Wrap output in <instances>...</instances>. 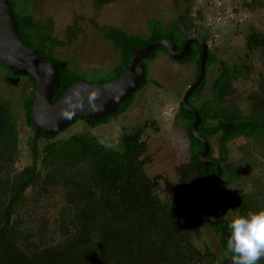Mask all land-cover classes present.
<instances>
[{
    "label": "trees",
    "instance_id": "1",
    "mask_svg": "<svg viewBox=\"0 0 264 264\" xmlns=\"http://www.w3.org/2000/svg\"><path fill=\"white\" fill-rule=\"evenodd\" d=\"M14 9L18 31L23 42L50 59L59 68L61 85L54 96L56 102L73 83H107L119 77L127 68L132 52L152 41L171 39L182 49L192 35H208L199 32L189 34L197 22L191 15L192 0H183L185 7L168 29L162 23H152L150 34H129L123 29L108 26L104 36L120 55V62L110 71H96L100 77L89 80V71L72 69L68 59H59L51 53L57 46L70 44L77 36L74 27L68 28L67 40L53 35V20L37 22L25 9L16 11L17 0H9ZM117 0H98L109 4ZM248 10L263 5L262 0H242ZM202 19L200 12L195 15ZM209 46L206 68L219 62V74L210 86L211 97L202 100L207 85L206 75L189 98L190 104L200 114L199 132L210 143L208 158L222 167V176L216 188L229 201V208L241 215L264 209V71L258 91L250 97V106L244 111L229 100L234 92V81L245 76L249 67L245 60L233 64L218 59ZM248 52L264 54V31L253 29L246 35ZM202 47L193 42L191 52L180 63L195 62L200 74ZM167 53L164 46L157 47L142 64L146 76L139 90L147 84L148 64L159 53ZM170 55V54H169ZM247 55V54H246ZM2 71L25 79L29 92L24 96L22 108L26 123L32 129L30 146L33 162L18 165L20 136L13 101L0 95V264H215L218 255L209 248L201 249L195 243L192 223L200 224L203 214L202 191L207 188L213 211L209 217L223 210L225 201L215 197L209 189L217 175V167L204 166L199 154L204 149L192 132L195 116L186 112L180 104L177 118L185 122L192 155L188 162L177 167V183L166 179L169 199L162 200L156 179L150 177L145 164L147 144L141 139L140 127L124 132L121 149L106 148L90 130L74 134L67 139H56L38 129L31 116L35 99V79L28 72L9 69L0 61ZM94 73V72H93ZM108 73V74H107ZM194 80V81H195ZM123 102L119 109L101 119L79 118L87 121L90 129L119 116L131 105L134 95ZM45 140L42 149L39 142ZM236 145L239 156L231 157L230 144ZM215 145L219 156L215 157ZM229 187H233L227 190ZM33 189L32 194H27ZM60 194V207L56 217L43 212L44 200ZM42 210V211H40ZM228 223L215 226L222 236L229 233ZM197 232V231H196ZM227 252V251H226ZM231 260L227 252L220 264ZM261 264H264L262 258Z\"/></svg>",
    "mask_w": 264,
    "mask_h": 264
},
{
    "label": "rangeland",
    "instance_id": "2",
    "mask_svg": "<svg viewBox=\"0 0 264 264\" xmlns=\"http://www.w3.org/2000/svg\"><path fill=\"white\" fill-rule=\"evenodd\" d=\"M262 1L263 5L254 10L246 9L242 0H204L202 3L192 0L190 4L191 15L197 24L188 33L208 35V44L213 45L212 50L218 59L230 64L245 60L249 67L250 71L245 76L234 81V92L229 97V100L236 102L244 111L250 106L249 97L258 91L264 71V54L258 51L248 52L245 47L246 35L251 30L264 31V0ZM183 7V0H117L103 5L98 0H17L15 4L17 12L25 9L37 22L44 23L52 19L53 35L59 39L67 40L69 27L76 29L77 36L70 44L54 47L50 51L59 59H68L72 69L89 71V80L100 77L97 70L110 71L120 62V55L104 36L106 27L115 26L129 34L147 35L151 32L153 22H160L170 29ZM198 12L202 14L201 20L195 18ZM219 12L223 15V21L208 27L207 17ZM196 67L195 62L184 64L167 53H159L148 64V84L136 92L125 112L92 129L86 120L78 119L61 131L56 139H67L90 130L106 148L119 150L122 134L140 127L143 130L141 139L147 144L146 156L150 158L145 164L147 173L150 177L161 175V178L156 179L157 189L162 200L167 201L169 194L166 191V179L177 183V167L188 162L192 155L186 124L177 115L181 114L179 109L182 99L195 80ZM218 74L219 62L206 68L207 85L203 90L202 100L211 97L210 86ZM24 82L25 79L2 71L0 95L13 101L20 136V167L33 162L30 146L33 131L26 123L22 108L23 98L29 92ZM241 142L238 140L235 144H230V155L234 159L239 156L236 145ZM45 143V140L39 142L41 149ZM214 156H219L216 145ZM32 192L33 189H29L27 194L30 196ZM201 200L203 214L200 224L197 227L192 223L196 233L195 243L203 250L209 248L214 251L218 255L215 264H220L227 252L222 245L221 234L215 231L209 219L213 208L207 188L202 191ZM60 201V194L42 201L45 208L41 213L56 217ZM236 215L241 213L230 207L225 216L231 219Z\"/></svg>",
    "mask_w": 264,
    "mask_h": 264
},
{
    "label": "water",
    "instance_id": "3",
    "mask_svg": "<svg viewBox=\"0 0 264 264\" xmlns=\"http://www.w3.org/2000/svg\"><path fill=\"white\" fill-rule=\"evenodd\" d=\"M193 42H198L202 47L200 74L188 87L182 103L186 112L195 116L192 132L194 137L204 145V149L199 154L200 162L206 167L210 165L217 167V175L210 183L209 189L215 197L224 199L225 206L223 210L213 214L210 221L213 225L219 226L225 222L228 223L229 220L224 217L229 209V201L225 194L216 188L222 176V167L216 160L208 158L210 143L199 132L200 114L189 102L191 94L206 75L208 42L202 36L193 35L185 41L182 50L179 51L178 45L171 39L152 41L144 47L134 49L127 68L118 78L107 83L75 82L54 102V96L61 85L59 68L50 59L42 57L36 49L23 42L10 1L0 0V61L9 69L28 72L34 77L35 99L31 116L39 130L52 135L59 134L79 118L101 119L116 112L120 105L137 92L143 83L146 70L140 63L146 55L157 47L164 46L173 59L181 60L190 54ZM228 235L229 233L225 236L226 243ZM226 264H231V260Z\"/></svg>",
    "mask_w": 264,
    "mask_h": 264
},
{
    "label": "clouds",
    "instance_id": "4",
    "mask_svg": "<svg viewBox=\"0 0 264 264\" xmlns=\"http://www.w3.org/2000/svg\"><path fill=\"white\" fill-rule=\"evenodd\" d=\"M226 251L231 264H258L264 258V209L249 211L228 220Z\"/></svg>",
    "mask_w": 264,
    "mask_h": 264
},
{
    "label": "built area",
    "instance_id": "5",
    "mask_svg": "<svg viewBox=\"0 0 264 264\" xmlns=\"http://www.w3.org/2000/svg\"><path fill=\"white\" fill-rule=\"evenodd\" d=\"M204 0H196L195 3H202ZM223 21V15L219 12L215 15H210V17H207L206 24L208 27L214 26L215 24H219Z\"/></svg>",
    "mask_w": 264,
    "mask_h": 264
},
{
    "label": "flooded vegetation",
    "instance_id": "6",
    "mask_svg": "<svg viewBox=\"0 0 264 264\" xmlns=\"http://www.w3.org/2000/svg\"><path fill=\"white\" fill-rule=\"evenodd\" d=\"M178 50L180 51V50H182V49H178ZM216 213H217V212H216ZM224 217H226V216H224Z\"/></svg>",
    "mask_w": 264,
    "mask_h": 264
}]
</instances>
